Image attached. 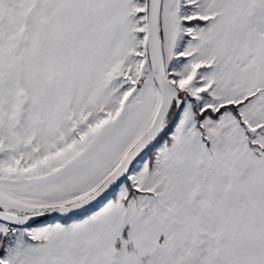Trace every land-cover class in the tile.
Masks as SVG:
<instances>
[{"label":"snow or ice","instance_id":"obj_1","mask_svg":"<svg viewBox=\"0 0 264 264\" xmlns=\"http://www.w3.org/2000/svg\"><path fill=\"white\" fill-rule=\"evenodd\" d=\"M0 264H264V0H0Z\"/></svg>","mask_w":264,"mask_h":264}]
</instances>
